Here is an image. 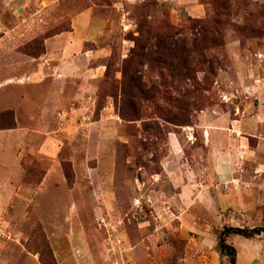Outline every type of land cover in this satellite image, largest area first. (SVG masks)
<instances>
[{"label":"rangeland","instance_id":"obj_1","mask_svg":"<svg viewBox=\"0 0 264 264\" xmlns=\"http://www.w3.org/2000/svg\"><path fill=\"white\" fill-rule=\"evenodd\" d=\"M196 3L0 0V154L16 144L0 158V264H228L223 228L264 226V138L230 169L258 186L249 214L222 198L196 126L264 103V0ZM166 34L189 71L157 64ZM225 238L240 264L264 263V233Z\"/></svg>","mask_w":264,"mask_h":264},{"label":"crops","instance_id":"obj_2","mask_svg":"<svg viewBox=\"0 0 264 264\" xmlns=\"http://www.w3.org/2000/svg\"><path fill=\"white\" fill-rule=\"evenodd\" d=\"M178 1L180 4H184L185 9L192 15L200 16L204 13L203 7L197 4L196 0ZM65 62L66 63L63 65L65 72L70 73L69 69L71 68L72 63L69 62V60H66ZM11 99L13 100L14 98L12 96H8L6 99H4L6 100L4 103H7L6 106L15 105L14 103H11ZM211 115L212 114L208 113L202 116L200 122L196 126L201 129L206 145L211 146L210 156L212 158H218V177H220L221 181H225V184L228 186V191L222 194V198H224L226 201H230V204H228L230 206L232 203H234L236 205V209L239 210V212L240 210H244L245 212L252 214L254 213L253 205L255 202L256 191H258V186L254 184L255 182L243 180V178H241V171H237L236 174H233L230 169H232V167H236L237 169L241 162L240 159L246 154L245 152L251 151L248 142L249 136L264 138V103L260 104L258 113L253 116L246 117L243 115L240 117L236 116L235 118H231L228 117L226 113L221 114L219 117ZM193 130L194 128H192V130L189 129L186 132L187 136L191 135ZM1 134L4 133H0V135ZM188 138L190 140V137ZM51 140L52 137L46 135V146ZM172 140L175 144H179L180 146V142L177 137ZM12 141L15 143L16 140L12 139ZM15 145L13 146V144H11L10 146H7L9 149L7 151L5 149L2 150L3 153L0 154V158H5L4 160L8 162L12 161L13 154L16 149ZM232 180H235L234 183H231ZM185 189L187 195L186 200L192 201L194 199V202L197 203L198 198L203 196V190L197 198H194L195 194L191 187L187 185ZM237 195H239V197ZM230 225L240 226L239 224L234 223H231ZM262 234L257 236H261ZM250 252L254 253L252 249H250ZM239 262H241L240 257L238 258L237 264H240ZM244 264H254L252 257L249 260L245 259ZM257 264L264 263L259 262Z\"/></svg>","mask_w":264,"mask_h":264},{"label":"trees","instance_id":"obj_3","mask_svg":"<svg viewBox=\"0 0 264 264\" xmlns=\"http://www.w3.org/2000/svg\"><path fill=\"white\" fill-rule=\"evenodd\" d=\"M166 35H167L166 37L163 36L162 38H159V36H157V39L160 40V42L157 43V46L159 48V53L161 55L162 54L164 55L165 53L167 54L166 55L167 60H166L165 56L162 57L161 59L157 58V61H158L157 64L165 65L166 62H169V60H170L172 69H174V68H176L178 70L179 69H186V71H189L190 68H187V63H188V61H190V58H191L190 51L187 49L188 57L184 58V54H182L179 50V42L178 41L180 39H176L175 34H166ZM199 52H201V54H200L201 56L204 54L203 49L199 50ZM143 55L149 59L150 54H148L147 52L141 51L140 57H143ZM184 74L185 73H178V75L176 74L175 76L178 79H180V78H182V76ZM185 76H187V73L185 74ZM183 96L186 97L185 94ZM177 101L181 105L179 108L180 114H182L184 112H189V107H190V104H189L190 101L189 100L177 98ZM7 115H8V117L9 116L12 117V112L7 111L4 114H1V117L7 116ZM122 116L125 117L126 116L125 113L122 112ZM12 124L13 123L11 122L10 125H6L5 127H1V128L11 127ZM262 233H264V227L263 226H256L253 228L241 227V226H232V225L225 226L223 228V230L221 231L220 237H219L220 252L222 254L228 256V258H229L228 264H236L237 263V249L234 245L228 243L226 241L225 237L229 234H239V235H242V236L247 237V238H252V237L259 235V234H262Z\"/></svg>","mask_w":264,"mask_h":264}]
</instances>
